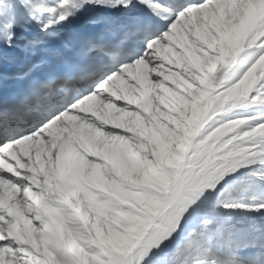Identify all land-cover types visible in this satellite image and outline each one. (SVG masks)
<instances>
[{
  "label": "snow or ice",
  "instance_id": "1",
  "mask_svg": "<svg viewBox=\"0 0 264 264\" xmlns=\"http://www.w3.org/2000/svg\"><path fill=\"white\" fill-rule=\"evenodd\" d=\"M0 264H264V0H0Z\"/></svg>",
  "mask_w": 264,
  "mask_h": 264
}]
</instances>
